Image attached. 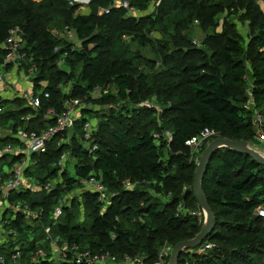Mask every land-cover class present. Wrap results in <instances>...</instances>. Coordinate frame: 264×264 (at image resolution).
<instances>
[{"label":"trees","instance_id":"trees-1","mask_svg":"<svg viewBox=\"0 0 264 264\" xmlns=\"http://www.w3.org/2000/svg\"><path fill=\"white\" fill-rule=\"evenodd\" d=\"M120 1L144 12L156 0ZM260 1L264 3L160 0L155 16L138 18L113 5L114 0L90 1L92 10L99 9L98 16L79 14V7H69V0L39 4L0 0V71H16L15 64L7 63L11 51L4 45L11 32L20 28L26 41L21 54L27 56L21 71L36 68L33 94L40 102L33 109L26 98L4 99L0 93V129L40 133L56 127L57 119L46 116L51 110L62 113L66 102L80 99L84 107L92 106L81 110L71 135L57 133L45 153L32 155L25 175L44 190L13 191L8 201L11 206L28 207L37 216L12 209L1 215L11 236L0 243V256L10 262L18 251V264H55L47 228L51 237H60L59 246L66 243L69 249L60 264H87L78 260L85 253L114 264H157L165 250L194 239L204 225L197 217L202 209L193 191L200 154L219 137L257 142L256 112L263 119L259 131L264 136V7ZM162 16L175 17L172 26L177 34L195 25L209 30L204 46L181 45L176 53H168L166 44L157 46L152 34L166 33L169 21ZM239 22L260 35L247 41L237 32ZM68 28L75 31L81 48H72L63 38ZM127 40L151 47L165 57L163 62L179 63L181 74L169 76L154 90L145 86L144 93L136 87L134 70L139 63H150L135 55ZM139 79L148 83L144 71ZM121 97L134 105L124 103L121 108ZM114 103L117 109H107ZM87 121L98 122L89 141L96 144L95 150L82 141ZM118 121L119 130L111 125ZM131 124L139 125L137 134H131ZM205 130L214 131L216 137L194 154L186 142ZM9 145L16 147L19 141L12 136L0 138V148ZM63 154L73 163L60 169ZM22 158H0V187L9 178L7 171ZM263 174L264 166L245 154L229 148L215 153L202 183L215 215V230L199 247L186 250L178 264H264V218L256 214L264 206L259 193ZM91 177L106 187L108 203L82 185ZM53 181L47 192L46 185ZM59 205L62 214L55 218ZM207 245L212 248L205 249ZM39 249L45 257L33 261ZM170 258L171 254L166 264Z\"/></svg>","mask_w":264,"mask_h":264},{"label":"built area","instance_id":"built-area-1","mask_svg":"<svg viewBox=\"0 0 264 264\" xmlns=\"http://www.w3.org/2000/svg\"><path fill=\"white\" fill-rule=\"evenodd\" d=\"M117 6H120L128 11V13H131L129 15H135L137 12L130 7V5L126 2L119 3ZM103 12V11H102ZM108 13V11H107ZM18 34V31H12L11 36L7 40L6 44L4 45L5 48H9L11 51L9 57L7 58L8 64H15L16 71H12V74H3L0 71V85H2V88L6 89L1 90L0 93L2 97L8 98V99H14L15 97H22L26 98L28 101V106H30L33 109H37L39 107V99L35 97L33 94V89H22L16 87V81H13L9 77H15L20 73L21 71V65L23 62L26 61V54H21V52H24V40L22 38H17L16 35ZM63 38L68 42L72 44V48L79 49L82 42L78 39L75 31L71 28L66 29V32L63 35ZM67 55V54H66ZM64 58H61L59 61L60 68H63L64 66ZM35 67L30 69H23V71L30 72V75H33V71H35ZM11 72V71H10ZM22 75V71H21ZM33 86V85H32ZM9 94H13L11 96H8ZM46 97H48L46 95ZM66 113H56V111L51 110L48 112V115L46 117L48 118H55L57 119V125L55 128L46 130L40 133H37L35 131H26L23 129H19L16 132L12 131H5L0 129V138L4 136H12L13 138L17 139L19 141V145L14 146H7L5 148H0V158L5 155H11V156H22V160L18 163H16L12 169L7 171L9 174L8 180L0 187V217L1 215L7 211V209H12L14 212H22L26 214L28 217H34L37 216V214H34L28 207H23L19 204L11 206L8 201V196L13 191H42L44 190L43 187L39 186L33 180L29 179L25 172L28 169L31 158L33 154H43L47 150V144L50 142L53 137L57 133L62 132H70L75 126V123L79 118L81 117V110L85 107L91 108L92 106H83L80 99H74L66 102ZM145 105V104H142ZM263 124L262 117L256 112L255 113V125L257 127V130H260V127ZM96 123L94 121H87L84 126L83 131V143L84 146H86L88 149L93 148L95 150L97 148L96 144L90 145L89 141L92 138V131L96 127ZM260 132V131H259ZM165 137L168 140L172 139V135L170 132H166ZM216 137V133L212 130H205L200 135H197L195 137H192L186 142V145L193 151L194 154L198 153L201 149V147L211 139ZM258 140L264 141V136L259 133V136L257 137ZM70 161V157L68 154H63L59 161H58V167L60 169L66 168ZM55 185V181L49 182L45 189L47 192H50L52 187ZM82 185H84L85 189H90L92 191L97 192L99 194V201L102 203H108L109 201V194L107 196V189L106 187L101 184L99 181L96 180V178L91 177L89 179H86L82 181ZM129 185V184H128ZM257 214L264 217V209L262 207L258 208L256 210ZM62 214V208L61 206H57L54 211V217L58 218ZM46 233L51 239V249L52 252L59 253V259L57 260H66L68 256L69 249L66 248L67 244L65 243L63 246V249L60 251L58 242H61L60 237H51V230L50 228L46 229ZM11 236V233L8 232L5 227L4 223L2 221V218H0V243H7L9 238ZM212 248L211 245H207L205 249ZM77 247H74L73 251H76ZM201 251V250H200ZM171 252L169 249L165 250L162 261H160L157 264H166L167 258ZM20 256V252H15L10 257V262L5 259V257L0 256V264H18L17 259ZM45 257V251L43 249H39L36 253V255L33 257V261L39 262L41 259ZM79 262H85L87 264H93V263H104L107 258L106 257H99L95 256L91 259L88 253H85L83 255L78 256Z\"/></svg>","mask_w":264,"mask_h":264},{"label":"rangeland","instance_id":"rangeland-1","mask_svg":"<svg viewBox=\"0 0 264 264\" xmlns=\"http://www.w3.org/2000/svg\"><path fill=\"white\" fill-rule=\"evenodd\" d=\"M28 1V0H25ZM32 2L39 4L42 3L44 0H31ZM54 2H56L57 0H53ZM90 1L92 0H88V2L85 0H69V7L71 5H77L79 7V10L77 11L79 14H83V15H89L93 10V8L91 7V3ZM79 3V4H77ZM90 3V4H89ZM119 3H121L120 0H114V4L113 5H118ZM260 3L262 4V7H264V3L263 1H260ZM160 4V0H156L154 1L151 6L149 7V9L147 11L144 12H140L138 11L135 15H128L129 17H144V16H151V15H156V7L157 5ZM84 5V6H83ZM112 5V6H113ZM83 6V7H80ZM64 14V13H63ZM131 14V13H129ZM166 16H162V19H168V25H167V32L163 33V32H155L154 34H152V39L153 41H155L157 43V46L160 44H166L165 46L167 47V51L168 53H170L172 50L175 51V53L178 51V49L180 50L181 45H184L188 48L190 47H198V48H202L204 46L205 40L208 37V35L210 34L209 30H205L202 27L195 25L192 28H190L188 31H186V33H180L177 34L174 31L173 28V20L175 19V17H170V18H165ZM260 19H258L257 22H259ZM243 22H239V27L237 29V32L239 33L242 32V34L246 37L247 41H250L251 39H253L254 36H256L259 32L256 29H252L250 30L249 28L247 29L246 26L242 27ZM22 28V27H21ZM250 30V31H249ZM16 31H18V34L16 35L17 38H22L23 40L24 38V34L23 31L20 28H16ZM64 34V32L62 33ZM186 34V35H185ZM260 35V34H258ZM183 37H185V40H183ZM129 41V40H127ZM26 44V41L24 40V43ZM130 48L132 49V51L134 52L135 55H141V57L143 59H145L144 61L149 62L150 65L145 66L144 64L139 63L137 65V69L134 70V72L137 74L136 75V87L141 89L144 93H145V86L150 87V90H154V88H158V87H162L163 83L169 81L168 77L169 76H177L181 74L182 69L179 70L178 66L179 63L175 62L174 60H168L166 62H163V59H165V57L162 54H158L154 49H152L151 47H146L143 48L141 47V45L136 44L132 41L128 42ZM82 47V44L80 45L79 48ZM172 59H176L173 55H172ZM145 62V63H146ZM156 62H160L159 64H157ZM78 67H80V64L78 65ZM77 71H79L77 69ZM145 72L146 76L148 77V83L145 85V83L143 84L140 79L139 76L142 72ZM4 75L5 73L2 72ZM6 74H12V71L10 72H6ZM33 74H36V71H33ZM10 79H12L13 81H16V87L17 88H21L22 89H26V88H30V89H34V86H32V79H33V75H30V72L27 71H23L22 70V75L18 74L16 75L14 78L13 77H9ZM1 90H6L4 88H2V85H0V91ZM112 92L113 94H117V89L116 87L112 88ZM13 94H9L8 96H11ZM98 95H101V93H99ZM146 97V96H145ZM153 100L152 96H149ZM127 101V102H126ZM128 101L124 98L121 97V99L119 100V103L121 104V108L123 107L124 103H126L127 105L129 104H133V102ZM152 104L155 102H143L142 104ZM134 105V104H133ZM158 105V104H157ZM107 109L110 108H114L117 109L116 104H110L107 106ZM131 108V107H130ZM159 111L160 109L157 108ZM67 108H63V112L64 114L66 113ZM145 120V119H144ZM98 122H96L97 124ZM113 128L119 130V121L116 124H111ZM131 134H137V132L139 131V125L138 124H131L130 126H128ZM72 131L69 132V135H71ZM258 136H259V131L257 130ZM260 141V142H259ZM250 146L255 149L256 151H258L261 154H264V141L258 140L257 142H250ZM201 153V152H200ZM202 155V154H200ZM201 157V156H200ZM73 163V160H70V162L68 163L67 166H71ZM8 169V168H6ZM264 175V174H263ZM36 182V180H34ZM33 181V182H34ZM262 195V198H264L263 194H264V179H263V185L261 186L260 192ZM264 209V206L262 207ZM257 214V212H256ZM206 214L204 213V211L202 210V212H200L197 217L199 218V220L203 221V224L206 221ZM259 217L264 218L263 216H261L259 214ZM259 225V224H258ZM40 234V233H39ZM45 240H42L41 243L44 244ZM60 251L63 249V247H59ZM195 249V248H194ZM173 248H169V251L172 253ZM57 250H55V253L52 252L53 256L56 259H59V253L56 252ZM55 264H60V261L56 260L54 262ZM98 264V263H97ZM100 264V263H99ZM102 264H114L109 260H106L104 263ZM261 264V263H259Z\"/></svg>","mask_w":264,"mask_h":264},{"label":"water","instance_id":"water-1","mask_svg":"<svg viewBox=\"0 0 264 264\" xmlns=\"http://www.w3.org/2000/svg\"><path fill=\"white\" fill-rule=\"evenodd\" d=\"M99 14V9H94L91 12V15L93 16H98ZM222 148H229L238 153L245 154L253 158L258 164L264 166V156L255 149H253L250 146V143L247 141H232L226 138L219 137L208 144L199 159L198 168L193 185L194 194L199 201L201 209L206 214V221L203 225L201 232L194 239L181 242L173 248L171 258L168 264H178L180 256L186 250L199 247L202 244L203 240L208 238L215 230V215L209 202L206 199L202 183L213 156Z\"/></svg>","mask_w":264,"mask_h":264},{"label":"bare ground","instance_id":"bare-ground-1","mask_svg":"<svg viewBox=\"0 0 264 264\" xmlns=\"http://www.w3.org/2000/svg\"><path fill=\"white\" fill-rule=\"evenodd\" d=\"M79 4V3H78ZM84 6V5H83ZM83 6H81V7H83ZM263 156H264V154H262Z\"/></svg>","mask_w":264,"mask_h":264},{"label":"crops","instance_id":"crops-1","mask_svg":"<svg viewBox=\"0 0 264 264\" xmlns=\"http://www.w3.org/2000/svg\"><path fill=\"white\" fill-rule=\"evenodd\" d=\"M86 1L88 2V0H85V2H86ZM29 89H30V88H29Z\"/></svg>","mask_w":264,"mask_h":264}]
</instances>
